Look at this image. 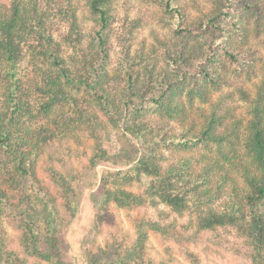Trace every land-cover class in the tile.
Here are the masks:
<instances>
[{"label": "rangeland", "instance_id": "374dc122", "mask_svg": "<svg viewBox=\"0 0 264 264\" xmlns=\"http://www.w3.org/2000/svg\"><path fill=\"white\" fill-rule=\"evenodd\" d=\"M0 2L9 5V0ZM35 2L54 41V49L59 51L72 72L76 68L82 70L83 59H90L94 53L92 38L97 26L87 1ZM175 3L189 18L208 12L212 6L211 0H175ZM170 14L161 0H113L106 29L108 59L103 66L105 79L112 89L124 84L119 69L124 46L128 47L130 55L140 49L149 52L153 45L156 49L162 47V43L172 38L174 33L168 20ZM245 25L250 30L247 46L254 50L251 71L248 74L245 71L237 73L229 61L225 62V68L213 65L216 72L223 74V79L212 85L199 77L208 88L206 98L193 95L189 100L185 94L188 84L179 97L186 120L193 119L199 123L204 115L215 112L222 119L219 131L237 123L238 141L245 122L251 116V103L257 87L264 80V23L256 28L250 20ZM236 35L234 32L232 38L235 39ZM40 42L37 35H33L21 44L20 55L23 58L17 62L16 71L20 102L25 104L29 113L23 111L18 124L35 134L45 130L46 134H51V139L36 152L33 160L35 183L32 185L17 183L12 159L0 146V194L8 203V207L0 210V264H120L119 259H123L125 264H255L250 217L223 215L219 206L222 198L205 201L192 187L177 178L163 179L160 190L169 197V201L153 192L149 193L154 197L152 203L148 200L143 205L132 207H118L113 202L103 207L93 206L92 193L101 180H107L105 182L112 188H126L142 194L146 188L158 183L157 174L141 173L139 181L126 185L120 176L131 173L143 155L136 143L122 129L109 123L95 105L84 104L87 95L83 90L64 85L79 103L87 107L93 116L90 123L78 119L74 106L64 100L55 103L49 113L43 112L41 105L48 98L43 90L49 87L43 71H55L56 67L49 59L32 53L31 48ZM5 67L1 64V68ZM1 82H6L3 72ZM5 100L4 88L0 86V107ZM148 118L157 127L171 132L180 130L177 118L157 113H150ZM234 144L218 149L213 144L208 154L219 158L241 184L230 167L231 164H239L243 156L241 144ZM161 149L166 156L165 160L158 162L162 173L167 163H175L180 157L188 159L197 168L201 154L205 152L199 146L186 150ZM50 170L66 180L69 198L76 206L75 214L64 198L63 189L53 181ZM51 211L57 218L63 262H58L57 257L48 260L42 255L48 246L46 226L52 217ZM25 220L34 221L38 227L42 238L38 245L33 244ZM134 220H153L160 225L173 223L175 233L163 235L148 229L142 253L137 257L135 252L139 248L135 242ZM25 234L29 239L24 238Z\"/></svg>", "mask_w": 264, "mask_h": 264}, {"label": "trees", "instance_id": "16d2710c", "mask_svg": "<svg viewBox=\"0 0 264 264\" xmlns=\"http://www.w3.org/2000/svg\"><path fill=\"white\" fill-rule=\"evenodd\" d=\"M86 1L97 24L92 38L94 53L90 59H83V69L76 68L75 72L69 69L59 51L54 49V41L47 32L44 17L37 11L35 0H9L8 6L0 2V78L1 72L6 78V82L0 83L6 99L0 107V146L12 159L17 183H35L33 160L37 150L51 139V134H46L45 130L35 134L18 124L22 112L29 113V110L20 102L16 66L23 58L20 55L21 44L37 35L41 42L31 48L32 53L49 59L56 67L55 71H43L49 81V87L43 90L48 95L41 105L43 112L49 113L55 103L64 100L74 106L78 119L90 123L93 116L87 107L79 103L64 85L83 90L87 95L84 104L95 105L109 123L122 129L136 143L143 155L134 164L131 173L120 176L126 185L139 181L141 173L157 174L158 183L146 188L142 194L126 188H112L105 182L107 180H101L92 193L93 206L98 208L113 202L118 207H132L143 205L148 200L152 203L154 197L149 193L153 192L169 201V197L160 190L163 179L177 178L192 187L196 195L205 201L222 198L219 206L223 215H248L255 247L253 261L264 264V80L258 85L256 96L252 99L251 116L245 122L239 141L237 123L219 131L222 119L215 112L204 115L199 123L193 119L186 120L184 106L179 99L186 84L185 94L190 97L189 100L193 95L206 98L208 88L203 82L215 85L223 79V74L216 72L213 65L225 68V62L229 61L237 73L245 71L248 74L251 71L254 50L247 46L250 30L245 24L251 20L258 28L264 23V0H211L212 6L208 12L192 18L185 15L175 0H161L165 10L171 13L168 20L174 32L172 38L157 49L153 45L149 52L140 49L130 55L128 47L124 46L119 61L124 84L115 90L107 83L103 68L108 59L106 29L110 23L113 0ZM71 17L74 25L73 15ZM231 28L237 34L235 39L232 38L234 32ZM1 64L6 67L1 68ZM150 113L179 119V132L155 126L148 118ZM236 142L241 144L243 156L239 164H231L230 167L241 184L235 176H231L219 158L208 154L213 144L218 149L223 145L235 146ZM194 146L205 151L197 168L188 159L180 157L175 163H167L163 173L160 172L158 162L166 159L161 147L186 150ZM215 171L218 174L215 175ZM50 175L63 189L64 198L75 214L76 206L69 198L66 180L53 170H50ZM47 203H50L48 199ZM6 207L7 199L0 194V210ZM51 216L46 226L48 246L42 255L48 260L57 257L58 262H63L57 218L53 212ZM25 224L33 244L38 245L42 238L35 222L25 220ZM133 225L137 233L136 246L139 248L135 252L137 257L142 253L148 229L163 235L175 233L173 223L160 225L153 220H134ZM24 238L29 239L27 234ZM118 261L125 264L123 259Z\"/></svg>", "mask_w": 264, "mask_h": 264}]
</instances>
